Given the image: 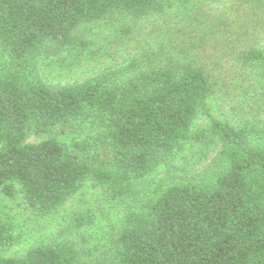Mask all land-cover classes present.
<instances>
[{
	"label": "trees",
	"instance_id": "1",
	"mask_svg": "<svg viewBox=\"0 0 264 264\" xmlns=\"http://www.w3.org/2000/svg\"><path fill=\"white\" fill-rule=\"evenodd\" d=\"M238 1L260 14L257 22L264 29V0ZM205 2L0 0L2 193H18L38 216L58 211L87 181L101 187L108 201H123L179 145L201 141L203 134L191 137L190 131L197 112L205 110L212 68L198 61L220 26L206 19ZM172 8L186 13L181 21L195 35L180 62L145 70L126 84L100 75L55 89L41 77L39 57L76 46L73 34L79 26L117 12L138 18ZM217 43L221 49L215 59L232 56L239 42L221 35ZM238 49L241 67H261L264 73V46ZM89 119L99 125L104 152L93 162L84 157L83 144L67 148L50 137ZM209 132L220 143L211 164L128 210L113 241L111 264H264V126L213 120ZM31 137L41 141L28 142ZM72 224L80 229L83 220ZM17 241L11 226L0 222V254ZM79 259L75 248L59 242L20 258H0V264H77Z\"/></svg>",
	"mask_w": 264,
	"mask_h": 264
},
{
	"label": "rangeland",
	"instance_id": "2",
	"mask_svg": "<svg viewBox=\"0 0 264 264\" xmlns=\"http://www.w3.org/2000/svg\"><path fill=\"white\" fill-rule=\"evenodd\" d=\"M202 6L209 22H220L219 33L207 39L206 56L198 61L212 68L211 91L205 110H199L192 122L190 136L203 134L204 138L179 145L166 163L136 183L135 195L123 201H108L101 187L87 181L58 211L38 216L25 207L18 193L7 197L0 189V222L9 224L18 239L0 258H20L32 248L64 242L78 251L77 264H111L113 241L126 212L154 191L200 174L216 157L220 143L209 132L211 121L264 126L263 69L241 67L236 55L240 47L264 46V29L257 22H262L260 14L247 10L245 2L238 0H207ZM185 14L173 8L138 18L117 12L105 21L83 24L73 34L76 46L39 57L41 77L55 89L100 75H111L114 83L126 84L145 70L180 62L195 36L181 21ZM248 22L254 28L239 29ZM221 35L239 43L232 56L221 54L215 59L221 49V43H215ZM98 134V123L89 119L59 128L50 137L67 148L73 143L83 144L84 157L93 162L104 155ZM40 141L28 139L31 143ZM76 219L83 220L80 229L72 224Z\"/></svg>",
	"mask_w": 264,
	"mask_h": 264
}]
</instances>
